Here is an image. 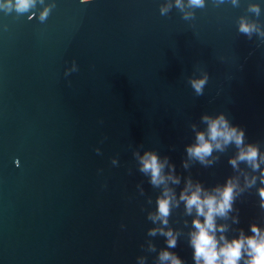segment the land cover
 <instances>
[{
	"label": "water",
	"instance_id": "95a60500",
	"mask_svg": "<svg viewBox=\"0 0 264 264\" xmlns=\"http://www.w3.org/2000/svg\"><path fill=\"white\" fill-rule=\"evenodd\" d=\"M182 3L0 8V264H170L159 260L164 249L195 264V212L181 201L167 225L150 218L164 186L140 171L145 150L174 165L180 183L168 186L177 199L188 177L206 189L238 178L233 210L217 218L228 239L250 234L253 223L264 229L259 169L233 168L234 144L214 150L207 165L186 152L206 129L202 117L219 112L264 152V0ZM241 19L255 30L240 32ZM205 74L197 94L191 81ZM161 227L177 233L175 247L149 233Z\"/></svg>",
	"mask_w": 264,
	"mask_h": 264
},
{
	"label": "clouds",
	"instance_id": "9594fccd",
	"mask_svg": "<svg viewBox=\"0 0 264 264\" xmlns=\"http://www.w3.org/2000/svg\"><path fill=\"white\" fill-rule=\"evenodd\" d=\"M80 2L89 3L90 0H80ZM35 3L36 0H0V8L8 11L14 8L16 12L24 13L34 7ZM175 3L177 7H183L182 0H175ZM203 3L204 0H188V4L192 7H200ZM49 11L48 6L43 8L39 17L41 21L47 18ZM161 11H167V8L164 7ZM252 11L258 12V6H253ZM31 18L32 16H29V19ZM254 30L253 25L241 19L240 32L247 34ZM75 68V62H73V70ZM207 79V74L192 79L191 85L197 94H202ZM202 120L206 124V129L197 130L195 141L186 146L188 157L207 165L212 163V160L208 158L212 157L214 150L222 151L227 145L234 144L237 152L229 158V163L236 168L239 162H246L253 173L259 169L260 186L257 191L261 198L260 207L264 208V167H262L264 152H261L255 143H245L244 129L231 123L223 112L215 115L205 114ZM16 163L18 164V159ZM139 163L140 171L150 177V183L153 186H164L162 193L156 198L155 213L149 214L153 221L159 219L162 225H167L171 207L178 206L181 201L184 203L187 214L192 215L195 212L192 229L189 232V243L193 250L195 264H240L242 258H244L243 264H264V229L253 223L250 225V234L246 235L241 229L238 235L228 239L225 235L227 225L217 223V218L228 217L233 210L235 197L242 191L238 178L226 177L222 185L218 184L211 189H206L199 181H193L188 177L177 199L175 191L168 184L169 182L179 184L180 177L174 174L175 167L169 164L167 157L161 158L157 152L145 150L139 157ZM184 166H188L187 162ZM166 167L167 173L164 171ZM256 180L255 174L249 177L246 172L244 173L246 186L254 185ZM232 219L233 222L237 221L236 217ZM157 231L167 238L168 248L175 247L177 233L171 228L166 230L163 227L150 229L149 233L154 235ZM159 260L170 262V264H184L178 255L168 249L160 252Z\"/></svg>",
	"mask_w": 264,
	"mask_h": 264
}]
</instances>
